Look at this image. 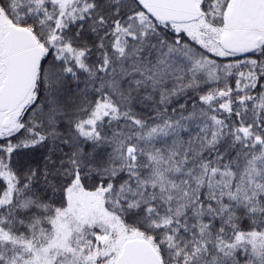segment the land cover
<instances>
[{"label":"snow or ice","instance_id":"obj_1","mask_svg":"<svg viewBox=\"0 0 264 264\" xmlns=\"http://www.w3.org/2000/svg\"><path fill=\"white\" fill-rule=\"evenodd\" d=\"M0 264H264V0H0Z\"/></svg>","mask_w":264,"mask_h":264}]
</instances>
